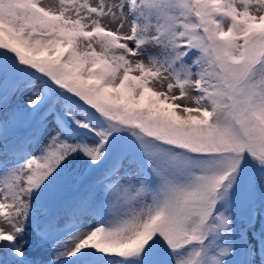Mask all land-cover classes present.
I'll use <instances>...</instances> for the list:
<instances>
[{"label":"snow or ice","instance_id":"1","mask_svg":"<svg viewBox=\"0 0 264 264\" xmlns=\"http://www.w3.org/2000/svg\"><path fill=\"white\" fill-rule=\"evenodd\" d=\"M0 264H264V0H0Z\"/></svg>","mask_w":264,"mask_h":264},{"label":"rangeland","instance_id":"2","mask_svg":"<svg viewBox=\"0 0 264 264\" xmlns=\"http://www.w3.org/2000/svg\"><path fill=\"white\" fill-rule=\"evenodd\" d=\"M32 256L39 258V254L38 253H32Z\"/></svg>","mask_w":264,"mask_h":264}]
</instances>
